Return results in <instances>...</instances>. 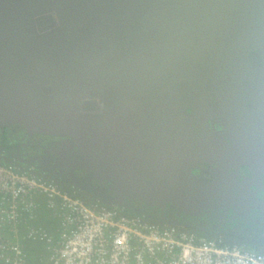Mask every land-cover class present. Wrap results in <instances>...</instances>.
Listing matches in <instances>:
<instances>
[{"label": "water", "instance_id": "1", "mask_svg": "<svg viewBox=\"0 0 264 264\" xmlns=\"http://www.w3.org/2000/svg\"><path fill=\"white\" fill-rule=\"evenodd\" d=\"M12 125L27 144L53 139L9 156L101 198L249 218L264 0H0V129Z\"/></svg>", "mask_w": 264, "mask_h": 264}, {"label": "built area", "instance_id": "2", "mask_svg": "<svg viewBox=\"0 0 264 264\" xmlns=\"http://www.w3.org/2000/svg\"><path fill=\"white\" fill-rule=\"evenodd\" d=\"M36 195L61 210L58 240L42 227L30 226L25 235L45 242L49 264H264L263 252L88 205L53 180L1 163L0 264H30L18 236L22 220L34 214Z\"/></svg>", "mask_w": 264, "mask_h": 264}, {"label": "flooded vegetation", "instance_id": "3", "mask_svg": "<svg viewBox=\"0 0 264 264\" xmlns=\"http://www.w3.org/2000/svg\"><path fill=\"white\" fill-rule=\"evenodd\" d=\"M42 138V144L53 139L51 136L33 135L26 143L27 130L21 125H12L4 129H0V145L4 147L0 150V162L9 164L10 166L42 177L44 179L55 181L62 189L72 193L83 202L91 206L113 209L119 214L140 217L146 221L157 223L160 225H174L180 229L189 232H194L197 235L204 237H221L226 241L238 244L245 249L261 248L264 251V177L261 175L260 184L253 185V197L251 209L247 212L249 218L238 216H229L232 221H225L221 224L216 219H211L209 215L193 216L184 213H177L176 209L168 205L165 209L158 207H147L138 200L129 201L134 209L125 207L122 204L114 203L110 200L101 198L83 189H80L66 180L67 174L65 170L57 169L55 172L40 171L32 166L23 163L7 154L8 149L24 148L32 155L41 148H37L39 139ZM26 143V144H25ZM243 175L254 178L250 170L247 168L241 169ZM84 172H77V176H82ZM243 178H239L242 180ZM255 180H259L256 177Z\"/></svg>", "mask_w": 264, "mask_h": 264}, {"label": "trees", "instance_id": "4", "mask_svg": "<svg viewBox=\"0 0 264 264\" xmlns=\"http://www.w3.org/2000/svg\"><path fill=\"white\" fill-rule=\"evenodd\" d=\"M0 163L9 166V164H5L3 162H0ZM18 171L24 172L21 170H18ZM64 191H66V190H64ZM68 193L73 195L70 192H68ZM73 196H75V195H73ZM35 199H36V208H35L33 216L31 218L25 217L19 225L18 243L21 245L24 252L26 253L27 259H28L30 264H42L41 260L46 261L47 259H49L50 251H49V249H48V247L44 241L30 240V239L26 238L25 235H26V231H27L28 227H30V226L42 227L51 235L53 240L56 241L59 239V237L63 231V224L61 222V210L58 207L48 206L46 198L40 200L38 198V195H36ZM42 207H45L46 210H43ZM199 236L204 237L203 235H199ZM206 238L217 239V240L222 239V244L237 245V246L243 248L242 246L235 244V243H232L230 241H226L221 237H206ZM37 241L42 242V244H43L42 246L44 248L43 252L36 251V250H38L39 246L34 245V243ZM36 246H37V248H36ZM243 249H245V248H243ZM247 250H253L256 252H263L264 253V251L261 250V248H251V249H247Z\"/></svg>", "mask_w": 264, "mask_h": 264}, {"label": "crops", "instance_id": "5", "mask_svg": "<svg viewBox=\"0 0 264 264\" xmlns=\"http://www.w3.org/2000/svg\"><path fill=\"white\" fill-rule=\"evenodd\" d=\"M38 198L41 200V199H44L45 197L43 195H38ZM42 208H43V210H46L45 207H42ZM34 245H38L39 246L38 250H36V251H40V252L44 251V248L42 246L43 245L42 242L37 241V242L34 243ZM36 248H37V246H36ZM41 262H42V264H49V259H47L46 261L41 260Z\"/></svg>", "mask_w": 264, "mask_h": 264}]
</instances>
